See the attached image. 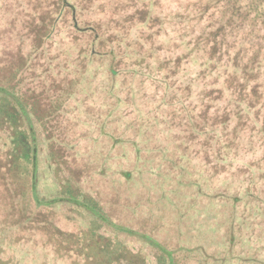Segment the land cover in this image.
Here are the masks:
<instances>
[{"label":"rangeland","instance_id":"374dc122","mask_svg":"<svg viewBox=\"0 0 264 264\" xmlns=\"http://www.w3.org/2000/svg\"><path fill=\"white\" fill-rule=\"evenodd\" d=\"M191 1L0 0V67L23 60L22 91L42 111L74 92L38 133L40 170V141L49 130L68 166L80 171L82 189L119 225L179 249L184 264H264V159L254 161L261 149L233 146L221 125L205 118L215 109L201 96L209 85L193 80L201 54L180 45L209 24L188 13V5L199 8ZM105 51L120 60L113 59V78ZM1 193L0 182V201ZM5 213L0 202V257L68 264L38 233L29 234L32 241L20 231L24 241L11 249ZM54 214L58 222L72 213L59 205ZM122 239L156 263L145 239Z\"/></svg>","mask_w":264,"mask_h":264},{"label":"trees","instance_id":"16d2710c","mask_svg":"<svg viewBox=\"0 0 264 264\" xmlns=\"http://www.w3.org/2000/svg\"><path fill=\"white\" fill-rule=\"evenodd\" d=\"M195 2L199 8L193 10L188 5V13L192 12V18L197 21L208 20L209 24L189 40H181L180 45L187 53L201 54V69L193 80L209 85L201 96L207 101V109H215L213 115L205 112V118L209 123L213 120L212 124H220L221 131L233 140V146L248 144L253 151L261 149L254 161L264 159V0ZM34 47H42L40 40ZM174 48L178 49L179 44ZM110 54L109 73L113 78L116 75L113 59L117 55ZM183 57L176 58L182 63ZM24 66L19 57L0 67V202L6 212L5 219H9L8 225L13 229L11 249L17 241H24V236L19 234L22 231L26 232V240L38 241L29 235L32 233L42 235L43 244H52V254L68 264H150L144 251L124 242L122 233H127L138 235L152 246L155 264H184L186 254L178 257L179 249L167 248L145 234L119 225L98 198L82 189L80 171L68 166L63 145L49 130L44 131L47 133L40 141L45 147L40 154L46 157L45 170H40L43 160L38 165V133L54 111L58 114L64 111L65 101L74 92L70 88L60 103L42 111L38 100L32 96L30 99L25 95L26 90L22 91ZM72 72L78 75L77 69ZM81 77L70 80V86L77 87ZM46 175L52 181L44 187ZM44 188L50 192L46 193ZM59 205L72 214L64 216V221L60 218L55 222V208ZM0 264H19V261L3 254Z\"/></svg>","mask_w":264,"mask_h":264}]
</instances>
